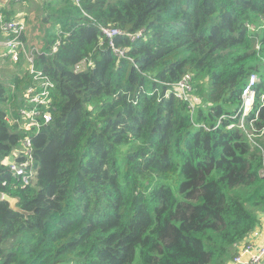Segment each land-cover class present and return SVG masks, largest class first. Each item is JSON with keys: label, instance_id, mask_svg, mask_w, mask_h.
I'll return each instance as SVG.
<instances>
[{"label": "trees", "instance_id": "1", "mask_svg": "<svg viewBox=\"0 0 264 264\" xmlns=\"http://www.w3.org/2000/svg\"><path fill=\"white\" fill-rule=\"evenodd\" d=\"M34 32L52 120L22 187L1 162L30 78L0 81V264H229L264 219V136L248 138L264 130V0H51ZM186 74L193 110L172 87ZM251 74L244 131L232 116Z\"/></svg>", "mask_w": 264, "mask_h": 264}, {"label": "built area", "instance_id": "2", "mask_svg": "<svg viewBox=\"0 0 264 264\" xmlns=\"http://www.w3.org/2000/svg\"><path fill=\"white\" fill-rule=\"evenodd\" d=\"M76 5H79L80 0H72ZM26 31L24 20L17 18H6L0 12V32L4 35L2 46L5 51L0 54L1 58H6L11 65L21 64L27 72L30 83L23 89L20 95V107L17 109L16 115H10L7 121L10 126L16 127L24 136L19 144L22 145L23 151H16L15 147L12 149L9 158H5L2 162L8 167L11 174L20 180L21 186H28L36 176V168L34 165V158L32 156V135L38 133L42 127L48 125L52 120L51 115V94L54 84L41 70L34 65V53L36 50L24 44L22 38ZM102 35L110 41L112 51L118 56L122 57L124 52L120 48H115L111 42L115 36L122 35L123 32L116 27H101ZM141 32L128 35L131 40L138 38ZM56 45L53 51L56 50ZM92 62L82 59L75 64V72H83L86 68L91 67ZM191 77L186 74L180 81L173 84L175 96L186 101L191 110H193L196 103L195 98L191 96ZM259 83V76L251 74L247 80L245 87L241 92V103L238 111L232 119L240 117L239 123L236 127L246 131L245 117L253 110L256 99V88ZM264 95L260 97L262 102ZM197 103L199 101L197 100ZM223 118V117H221ZM221 118L218 120L216 126L219 125ZM250 125L253 120L249 121ZM235 127V124L228 125V129ZM264 134V130H256L254 135L248 134L250 141L255 137ZM256 145V144H254ZM257 146V145H256ZM259 147V146H258ZM260 148V147H259ZM10 159V160H9ZM259 174L264 177V166L260 169ZM264 258V227L263 235L259 242H246L241 244L237 254L232 259V264H260Z\"/></svg>", "mask_w": 264, "mask_h": 264}, {"label": "crops", "instance_id": "3", "mask_svg": "<svg viewBox=\"0 0 264 264\" xmlns=\"http://www.w3.org/2000/svg\"><path fill=\"white\" fill-rule=\"evenodd\" d=\"M17 2V9L14 8V4ZM23 3L20 2V0H0V12H2L6 18H12L15 15H22L24 18L25 15L28 14L26 12L23 13V10L21 8ZM9 15L11 17H9ZM25 19V18H24ZM4 40V35L0 32V54L5 51L4 47L2 46V41ZM26 43L28 46L31 45V40L26 37ZM4 63H7L5 58H0V81H2L5 85L9 86L10 81L6 80L3 76L2 69L5 67ZM10 70L14 71V75L16 72H19L23 69L22 66H19L16 68V70L12 69L9 65H7ZM263 227H264V219H262L261 225L256 228L250 235L243 241V243L252 241V242H259L263 235ZM242 243V244H243ZM229 264H232L231 262ZM260 264H264V258L260 262Z\"/></svg>", "mask_w": 264, "mask_h": 264}, {"label": "rangeland", "instance_id": "4", "mask_svg": "<svg viewBox=\"0 0 264 264\" xmlns=\"http://www.w3.org/2000/svg\"><path fill=\"white\" fill-rule=\"evenodd\" d=\"M47 1H51V0H20L22 4L21 8L23 10V13L26 12L28 15H25V23L27 25V31H26V37L29 38V36L32 37V35L36 32L35 31V27L37 26L39 19L42 17V5H44L45 2ZM18 5L17 2L14 4V8L17 9ZM9 17H11L9 15ZM12 18H17L20 20L22 19V15H15ZM26 18H29V22L27 23ZM29 25V26H28ZM30 29H32L33 32H30ZM7 63H4V68L2 69L3 71V76L6 80L8 81H12L14 78V71L10 70V68L7 67ZM10 66V65H9ZM15 69V68H14ZM24 69L21 70V74H23ZM1 78V77H0ZM7 88H10L12 91L14 90L11 86V83L9 86L5 85ZM8 103V101H6V104ZM263 135H261V137H263ZM16 151H23V147L21 144H18L15 147Z\"/></svg>", "mask_w": 264, "mask_h": 264}, {"label": "clouds", "instance_id": "5", "mask_svg": "<svg viewBox=\"0 0 264 264\" xmlns=\"http://www.w3.org/2000/svg\"><path fill=\"white\" fill-rule=\"evenodd\" d=\"M1 13H2V12H1ZM22 19L24 20L23 17H22ZM25 25H26V23H25ZM25 33H26V31H25ZM24 35H25V34H24ZM26 45H27V44H26ZM27 46H28V45H27ZM0 58H1V57H0ZM5 59H6V58H5ZM6 61H7V64L10 65V67H11L12 69L15 68L14 70H16L17 67L22 66L21 64L14 66V65H11L10 62H9L7 59H6ZM22 67H23V66H22ZM23 69H24V71H25V68H24V67H23ZM25 73H27V72L25 71ZM16 75H17V76H18V75H19V76L22 75V74H21V71L16 72V74H15L14 76H16ZM27 75H28V74H27ZM28 77H29V76H28ZM11 86H12L13 89H15V87H14V85H13L12 83H11ZM13 91H14V90H13ZM19 107H20V106H19ZM19 107H18V108H19ZM18 108H17V109H18ZM10 112H11V111H10ZM9 115H15V112H14V113H13V112H12V113H9ZM9 117H10V116H9ZM10 127H12V126H10ZM15 128H16V127H15ZM16 129H17V128H16ZM20 132H21V131H20ZM21 133H22V132H21ZM17 145H18V144H17ZM17 145H16V146H17ZM16 146H15V147H16ZM9 155H10V154H9ZM6 158H9V156L6 157ZM4 160H5V159H3L2 162H3ZM9 160H10V159H9ZM2 162H1V163H2ZM2 164H3V163H2ZM3 165H4V164H3ZM4 166H5V165H4ZM6 167H7V166H6ZM1 197H2V196H1Z\"/></svg>", "mask_w": 264, "mask_h": 264}, {"label": "water", "instance_id": "6", "mask_svg": "<svg viewBox=\"0 0 264 264\" xmlns=\"http://www.w3.org/2000/svg\"><path fill=\"white\" fill-rule=\"evenodd\" d=\"M2 200L9 203V205L12 209H14V210L16 209L17 199L12 198L8 195H2Z\"/></svg>", "mask_w": 264, "mask_h": 264}]
</instances>
